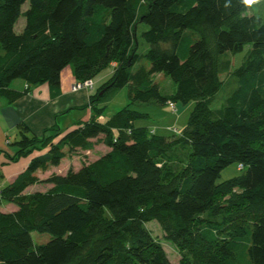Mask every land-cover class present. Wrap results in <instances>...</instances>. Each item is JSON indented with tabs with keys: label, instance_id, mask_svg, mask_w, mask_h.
<instances>
[{
	"label": "trees",
	"instance_id": "16d2710c",
	"mask_svg": "<svg viewBox=\"0 0 264 264\" xmlns=\"http://www.w3.org/2000/svg\"><path fill=\"white\" fill-rule=\"evenodd\" d=\"M66 67L76 82L113 73L76 107L90 115L73 129L63 133L55 121L37 136L17 124L8 160L41 154L0 189V204L15 205L0 211V264H173L150 221L178 264H264V16L239 0H0L5 103L43 84L55 99ZM156 73L175 89L161 92ZM15 79L25 88L11 86ZM126 86L129 101L105 116ZM178 101L190 105L182 130L164 135L137 123L150 116L133 104L175 109ZM98 143L108 150L77 169L35 177L67 151ZM233 163L240 173L219 182ZM37 183L48 187L27 191ZM32 232L50 238L35 244Z\"/></svg>",
	"mask_w": 264,
	"mask_h": 264
},
{
	"label": "crops",
	"instance_id": "0c3cea01",
	"mask_svg": "<svg viewBox=\"0 0 264 264\" xmlns=\"http://www.w3.org/2000/svg\"><path fill=\"white\" fill-rule=\"evenodd\" d=\"M112 73V67L103 69L92 78L94 83L92 89L73 91L71 86L76 79L73 77L70 67H66L61 71V92L55 99H50L46 84L31 88L30 92L23 94L11 104H6L0 97V189L11 183L27 167L32 158L41 154V152H34L29 156L19 158L15 162L8 160L6 153L12 154L15 149L11 146V135L15 132L17 124L20 122L25 124L37 136L42 134L45 128L53 125L55 121L63 133L73 129L77 121H84L90 115L88 108L80 110L76 107L85 104L87 97L108 80ZM25 86L26 84L23 83L17 89H23ZM68 109L70 110L65 112ZM56 114L58 116H55ZM103 148L102 152L108 150L106 146ZM58 174L63 173L59 172ZM1 206L3 207L0 210L2 212L15 209L14 204L2 203Z\"/></svg>",
	"mask_w": 264,
	"mask_h": 264
},
{
	"label": "rangeland",
	"instance_id": "374dc122",
	"mask_svg": "<svg viewBox=\"0 0 264 264\" xmlns=\"http://www.w3.org/2000/svg\"><path fill=\"white\" fill-rule=\"evenodd\" d=\"M26 9H27V4H24L22 6L23 13L25 12ZM248 12L258 13L264 16V4L254 6L252 9H248ZM24 23H25L24 17L20 16L14 29L17 32H19L22 26L24 25ZM249 48H250V45L247 44L245 45L242 51L236 54H233V56L231 57L233 68L237 67L241 63V61L246 56ZM222 79L224 80V83L226 85V81L229 80L230 77L228 78V75H223ZM154 80L155 82H157L160 91L164 93L172 92L176 87L173 81L162 73H156L154 75ZM74 82H76V80ZM22 85H23L22 79H15L11 84V86H13L14 88H18ZM93 85L91 89L93 88ZM81 89H87V88L83 87L78 90H81ZM121 90L122 92L118 93L112 99V101H110V103L106 105L105 110H104L105 116H110L112 113H114L120 107L124 106L129 101L128 87L126 86L122 88ZM226 92L227 91H224L223 88H221L218 91V93L216 94V96L218 97L215 103H213L214 104L212 105L213 107L214 106L219 107L222 104V101L226 95ZM88 102H89V96L85 100V104H87ZM83 105H80L79 107H82ZM132 107L149 113L150 117L148 119H141L137 121L138 124L150 126L151 128H154L157 133L164 134V135L171 134L170 131L172 130L173 127L176 128L177 130H182L186 126L188 114L190 111V105L183 104L180 101L175 102V107H174L175 109L171 108L169 105L159 104L155 102L136 103V104H133ZM60 137L61 135H58L55 139H53V142H56ZM11 138L13 140V135H11ZM103 150H104L103 146L98 143L96 147H94L93 151L91 152H85L79 149L75 152L67 151L65 157L60 161L58 165H55V166L49 165L45 169H39L35 172L34 175L37 179L42 180L50 176L53 173H57V174L59 172L65 173L68 169L75 170L78 167H80L83 163L89 162L90 160L94 159ZM239 173H240L239 165L236 163H233L221 171L218 181L220 182V181L226 180ZM47 187L48 185L37 183V184H33L29 186L27 191L33 192L37 190H44ZM4 203H7V202H4ZM9 204L12 205V203H9ZM1 208L3 209V207L0 204V210ZM146 226L151 232L152 236L161 243L163 249L165 250L167 254L168 259L173 264H178L179 259H180V254L178 250L176 249V247L172 243L166 240V238L164 237V233L162 232L160 227L154 221L147 222ZM31 236L35 244L44 243L50 238V235L48 233L32 232Z\"/></svg>",
	"mask_w": 264,
	"mask_h": 264
},
{
	"label": "clouds",
	"instance_id": "9594fccd",
	"mask_svg": "<svg viewBox=\"0 0 264 264\" xmlns=\"http://www.w3.org/2000/svg\"><path fill=\"white\" fill-rule=\"evenodd\" d=\"M240 4L244 6L245 9H252L254 6L264 4V0H239ZM229 5L225 4V8H228Z\"/></svg>",
	"mask_w": 264,
	"mask_h": 264
},
{
	"label": "built area",
	"instance_id": "2783aa9c",
	"mask_svg": "<svg viewBox=\"0 0 264 264\" xmlns=\"http://www.w3.org/2000/svg\"><path fill=\"white\" fill-rule=\"evenodd\" d=\"M92 85H93L92 80L91 79H87V80H85L83 82H74L72 84L71 88H72V90H78V89L83 88V87H90L91 88Z\"/></svg>",
	"mask_w": 264,
	"mask_h": 264
}]
</instances>
